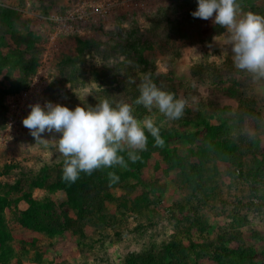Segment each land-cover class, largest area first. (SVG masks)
Wrapping results in <instances>:
<instances>
[{
	"label": "rangeland",
	"instance_id": "1",
	"mask_svg": "<svg viewBox=\"0 0 264 264\" xmlns=\"http://www.w3.org/2000/svg\"><path fill=\"white\" fill-rule=\"evenodd\" d=\"M102 1L0 0V15L7 12L18 27L13 38L0 16L4 54L16 44L26 49L29 36L35 35L39 58L27 88L7 95L0 91V192L14 201L5 210L13 256L3 264H134L147 254L162 257L164 264H264V177L254 180L251 172L235 171L229 163L206 164L204 180L193 185L189 172L170 166L160 149L146 146L143 151L150 156L140 177L128 174L105 184L101 210L85 221L68 205L67 192L49 191L63 169L60 134L44 133L45 140L35 141L22 124L29 105L50 101L74 109L95 106L105 98L114 104L128 103L138 119H153L160 131L182 132L169 148L191 165L199 163L192 152L199 153L204 126L198 123L204 117L216 124L221 116L235 119L249 108L264 116V79L235 68L229 32L214 33V17L195 20L186 14L190 5L177 9L178 0H119L120 5L105 17L80 24L56 20L83 4ZM258 6L264 16V0H258ZM132 31L138 33L150 65L140 64L137 54L128 56L115 49L118 42L126 45L123 38ZM184 31L187 37L181 38ZM121 32L123 38L118 36ZM78 39L94 43L80 55ZM47 51L52 60L41 69ZM146 73L162 90L187 100L180 119L170 121L155 107L149 111L134 103ZM18 76L4 71L0 89H7ZM30 89L33 93L22 100ZM12 119L17 123L10 125ZM235 124V137L243 132L260 140L261 159L264 130L259 131L250 118L240 122L236 117ZM195 132L200 134L195 137ZM7 166L12 167L10 172ZM44 177H48L45 188L31 186ZM18 182L19 190L13 192ZM25 192L56 205V224H66L65 214L74 224L58 233L25 229L17 216L28 204L15 201Z\"/></svg>",
	"mask_w": 264,
	"mask_h": 264
},
{
	"label": "trees",
	"instance_id": "2",
	"mask_svg": "<svg viewBox=\"0 0 264 264\" xmlns=\"http://www.w3.org/2000/svg\"><path fill=\"white\" fill-rule=\"evenodd\" d=\"M177 1V0H174ZM180 1L179 7L187 8L190 5V10L186 11V14L194 12L197 8L196 0H178ZM242 11L252 12L255 14H261L258 6V0H239ZM175 9V11H177ZM1 20L6 27L12 33L13 38L17 35L18 27L15 23L13 16L7 12H1ZM191 17L194 18L192 15ZM225 28L214 24V33H221ZM177 32V31H176ZM179 33V32H178ZM136 31H132L129 34H125L123 38L122 32L119 33V38H123L126 45L118 42L115 49L119 50L125 55L137 54L140 64L150 65L149 61L145 58L144 50L145 48L140 47V38L137 36ZM181 38H186L185 31L180 33ZM31 39L26 46V49L18 48L17 44L14 49L9 50L4 54L2 48L5 47L4 37H0V74L7 71L9 75H13L14 72H18L19 76L11 79L7 89L1 90L5 95L15 94L19 91L28 87L29 78L35 73L39 58L35 52V42L38 40L37 36L30 35ZM78 53L81 55L87 48H91L94 41H86L78 39ZM19 44V43H18ZM147 50V48H146ZM146 68V67H145ZM241 104H244L241 102ZM257 113V112H256ZM263 114L257 113L255 115V110L249 108L244 113L237 114L234 118H238V121L243 122L246 118L252 119L257 122L258 130H264V116ZM202 123H198L200 126H204L200 133H204L202 144L199 147V153L192 152L194 156L199 158L198 164L191 165L187 159H185L177 151L169 148V145L175 140L181 138L183 133L173 129L172 131H160V135L164 141L162 146H157L155 144L154 138L148 135L147 148L153 149L158 148L165 157V161L170 166H178L182 171L189 172V181L193 185L197 184L200 179L204 180V173L206 164L215 162L216 160L229 163L235 169H239L242 172H251L253 179L264 177V156L260 159V145L259 139L250 136L248 133H241L239 136L235 137L232 133L235 124V119L227 117L226 115L219 117L218 123L212 124L209 118L204 117ZM202 124V125H201ZM195 132L194 136L197 137L198 134ZM188 135V134H186ZM124 156L127 163V167L114 166L112 168H100L94 170L91 175L81 173L80 178L75 183H68L62 180V172L59 174L56 180L50 183L48 189L51 193L58 191H65L68 193L71 202L68 205L72 206L76 212V215L80 221L88 220L96 212L100 211L102 208V202L100 199V193L103 190L105 184L112 183L109 177V173H115L119 177V180L128 174H131L135 178H139L141 175V168L144 165L147 158L150 156V152H139L138 159L135 162L128 160L127 153H121ZM183 158H182V157ZM189 164V166H188ZM7 172L12 170V167H6ZM210 171V170H209ZM235 171L229 174L235 175ZM48 182V177L37 178L33 180L31 186L33 188H45ZM259 184V183H258ZM255 186L257 183L254 184ZM20 184L11 188L13 192L19 190ZM202 188V187H201ZM3 188L0 187V191ZM9 194H2L0 192V264H3L6 260L10 259L13 255V250L11 247V236L7 228L5 210L8 208L12 202L10 200ZM16 202L24 201L28 204V208L21 211L17 220L22 227L25 229L33 230L36 232H60L62 229L71 227L74 222L69 220L67 214L64 215L66 220L65 225L56 224V205L52 201L45 203L35 200L31 193L25 192L22 197H18ZM169 256H174V254L169 253ZM250 258V257H249ZM162 257L156 258L150 254L145 257H139L137 262L134 264H164ZM167 264V263H166Z\"/></svg>",
	"mask_w": 264,
	"mask_h": 264
},
{
	"label": "clouds",
	"instance_id": "3",
	"mask_svg": "<svg viewBox=\"0 0 264 264\" xmlns=\"http://www.w3.org/2000/svg\"><path fill=\"white\" fill-rule=\"evenodd\" d=\"M194 18L213 22L229 32L230 51L236 69L254 79H264V16L242 12L239 0H196ZM135 83V80H129ZM136 105L149 111L155 107L168 120L184 115L187 100L164 91L144 74L138 85ZM30 111L22 120L35 141L45 140L44 133H59L58 151L64 157L62 180L75 183L81 173L91 175L100 168L127 167L121 153L135 162L138 153L146 149L148 135L157 146L164 141L159 126L151 118L138 119L128 103L114 104L108 98L95 106H76L70 109L45 101L29 105ZM146 133L148 135H146ZM112 183L119 177L110 172Z\"/></svg>",
	"mask_w": 264,
	"mask_h": 264
},
{
	"label": "built area",
	"instance_id": "4",
	"mask_svg": "<svg viewBox=\"0 0 264 264\" xmlns=\"http://www.w3.org/2000/svg\"><path fill=\"white\" fill-rule=\"evenodd\" d=\"M118 5H120L119 0H103L99 4H91V5L90 4L89 5L83 4L80 7H78L77 9H75L74 11H72L71 13H69L68 16H65V18L64 17H58L56 20L71 22V23L75 22L77 24L85 23L90 18L96 19L99 17H105L109 12H111V10H113ZM51 60H52V57H51L49 51H47L43 55V58L41 59V62H40L41 63V69L43 67H47V65L50 64ZM46 72H47V70L42 72L43 73L42 76L45 75ZM33 89H35V88H33ZM33 89H30L29 91H25V93H23L21 95V97H22L21 99L23 100V99L27 98L29 95H31V93H33ZM16 123H17V120L13 121V119H12L10 121V125H14Z\"/></svg>",
	"mask_w": 264,
	"mask_h": 264
}]
</instances>
